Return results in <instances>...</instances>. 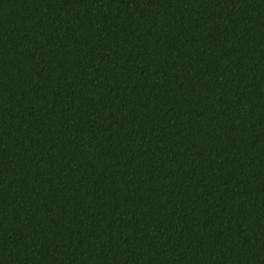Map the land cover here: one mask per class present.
Here are the masks:
<instances>
[{"label": "trees", "instance_id": "16d2710c", "mask_svg": "<svg viewBox=\"0 0 264 264\" xmlns=\"http://www.w3.org/2000/svg\"><path fill=\"white\" fill-rule=\"evenodd\" d=\"M0 264H264V0H0Z\"/></svg>", "mask_w": 264, "mask_h": 264}]
</instances>
